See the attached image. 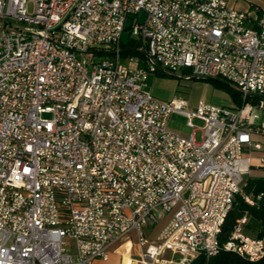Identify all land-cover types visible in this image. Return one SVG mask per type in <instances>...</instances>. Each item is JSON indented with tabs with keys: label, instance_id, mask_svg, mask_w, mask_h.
I'll list each match as a JSON object with an SVG mask.
<instances>
[{
	"label": "built area",
	"instance_id": "2783aa9c",
	"mask_svg": "<svg viewBox=\"0 0 264 264\" xmlns=\"http://www.w3.org/2000/svg\"><path fill=\"white\" fill-rule=\"evenodd\" d=\"M126 29L138 55L123 58ZM166 71L223 79L242 104L158 100L145 82ZM255 97H264L258 7L0 0V264H93L132 234L140 264L220 251L264 261V236L243 233L245 215L219 242L236 197L257 207L261 196L244 192L249 153L260 149ZM171 114L186 119L187 138L168 130Z\"/></svg>",
	"mask_w": 264,
	"mask_h": 264
},
{
	"label": "rangeland",
	"instance_id": "374dc122",
	"mask_svg": "<svg viewBox=\"0 0 264 264\" xmlns=\"http://www.w3.org/2000/svg\"><path fill=\"white\" fill-rule=\"evenodd\" d=\"M28 8L31 10V5H29ZM126 26H129V21ZM128 38L129 32L126 29L121 37L122 43H126ZM144 90L148 91L152 96L161 101H169L175 97H182L186 99L187 103L192 107L196 106L199 101L225 107L234 105V101L229 91L216 86V84L210 79L193 77L184 71L151 73L147 77ZM193 125L196 128H200L202 122L194 120ZM167 128L171 132L184 138H187L191 133V129L186 125V119L178 114H171L169 116ZM199 138L200 131H196L195 139L198 141ZM255 173L256 172L253 168H251L249 177L254 176ZM159 224H157V226Z\"/></svg>",
	"mask_w": 264,
	"mask_h": 264
},
{
	"label": "crops",
	"instance_id": "0c3cea01",
	"mask_svg": "<svg viewBox=\"0 0 264 264\" xmlns=\"http://www.w3.org/2000/svg\"><path fill=\"white\" fill-rule=\"evenodd\" d=\"M227 3L230 7L238 11H249L252 7H258L260 11L264 12V0H227ZM229 108H236V106L233 105ZM257 112L259 117L254 120V125L252 126V140L260 145V149H253L249 153L251 168H253L256 173L254 176L250 177L248 173L245 177V181H247V178L264 177V164H261L259 160L260 158H264V108L259 109ZM161 226L162 223L153 229L152 227L146 228L144 232L148 238H153ZM242 231L249 237H258V234L262 237L264 236V225L260 224L249 214H245ZM127 243H129V247ZM139 253L140 250L137 246L136 236L132 234L129 239H124L111 246L108 249L106 259H96L93 264H140L138 261ZM166 257H169V254H167ZM248 264H264V261L258 263L249 262Z\"/></svg>",
	"mask_w": 264,
	"mask_h": 264
},
{
	"label": "trees",
	"instance_id": "16d2710c",
	"mask_svg": "<svg viewBox=\"0 0 264 264\" xmlns=\"http://www.w3.org/2000/svg\"><path fill=\"white\" fill-rule=\"evenodd\" d=\"M136 42L131 39L126 43L122 44L121 56L123 58L138 55L137 51L134 49ZM212 80L216 86L226 89L230 92L231 97L234 101V105L236 107H240L242 102L240 99L239 93L231 86V84L223 79L214 78ZM264 99V97H255L252 100L253 104H258L259 100ZM244 192L247 195H250L252 198L256 199L258 195L260 199L257 200V207L249 206L247 203L241 199L240 196H237L231 209L227 212L224 222L221 226L220 234H219V242L220 244L225 243L232 231L235 223L242 218L245 214H249L252 218L258 221L260 224L264 225V177L261 178H247L246 186L244 188ZM258 237H261L258 234ZM249 262L241 259L237 255L220 251L214 257L206 259L205 257H199L192 264H248Z\"/></svg>",
	"mask_w": 264,
	"mask_h": 264
},
{
	"label": "bare ground",
	"instance_id": "6f19581e",
	"mask_svg": "<svg viewBox=\"0 0 264 264\" xmlns=\"http://www.w3.org/2000/svg\"><path fill=\"white\" fill-rule=\"evenodd\" d=\"M127 246L129 247V243H127Z\"/></svg>",
	"mask_w": 264,
	"mask_h": 264
}]
</instances>
